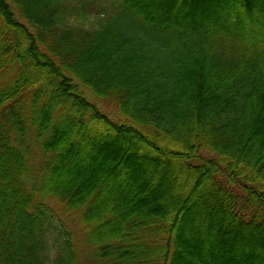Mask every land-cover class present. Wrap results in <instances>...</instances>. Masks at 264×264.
I'll use <instances>...</instances> for the list:
<instances>
[{
	"label": "trees",
	"instance_id": "1",
	"mask_svg": "<svg viewBox=\"0 0 264 264\" xmlns=\"http://www.w3.org/2000/svg\"><path fill=\"white\" fill-rule=\"evenodd\" d=\"M197 1L0 0V264H264V0Z\"/></svg>",
	"mask_w": 264,
	"mask_h": 264
},
{
	"label": "clouds",
	"instance_id": "2",
	"mask_svg": "<svg viewBox=\"0 0 264 264\" xmlns=\"http://www.w3.org/2000/svg\"><path fill=\"white\" fill-rule=\"evenodd\" d=\"M107 21L104 12H87V13H68L57 21V28L63 31L79 30L87 33L99 32L103 30ZM46 247L39 253L44 259V264H55L60 248L55 238V233H51L46 237Z\"/></svg>",
	"mask_w": 264,
	"mask_h": 264
},
{
	"label": "rangeland",
	"instance_id": "3",
	"mask_svg": "<svg viewBox=\"0 0 264 264\" xmlns=\"http://www.w3.org/2000/svg\"><path fill=\"white\" fill-rule=\"evenodd\" d=\"M243 1L246 3V7H250L251 4H253L254 0H243ZM196 4L197 6L199 5L200 7L204 6L205 10H210V9L215 10L216 8L222 6L223 8L227 7V4H229V0H198ZM80 90L84 93V95L88 98L90 102L94 103L101 112L108 115L113 121L117 122L120 119L119 113L113 105L105 103L103 102V100H99L95 98L85 87H80ZM208 96L209 93L208 94L206 92L202 93L203 98L207 99ZM91 172L92 175H94L96 170H92ZM71 230H72L73 248L78 253L77 259L84 260L87 251H89V249L86 247V244L85 245L83 244L84 239L80 237L82 226L79 225L78 228L75 227V230L74 229ZM226 255L229 256V252L228 253L226 252Z\"/></svg>",
	"mask_w": 264,
	"mask_h": 264
},
{
	"label": "bare ground",
	"instance_id": "4",
	"mask_svg": "<svg viewBox=\"0 0 264 264\" xmlns=\"http://www.w3.org/2000/svg\"><path fill=\"white\" fill-rule=\"evenodd\" d=\"M133 164V167H138V166H140L138 163H136V162H134V163H132Z\"/></svg>",
	"mask_w": 264,
	"mask_h": 264
}]
</instances>
